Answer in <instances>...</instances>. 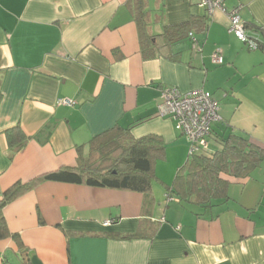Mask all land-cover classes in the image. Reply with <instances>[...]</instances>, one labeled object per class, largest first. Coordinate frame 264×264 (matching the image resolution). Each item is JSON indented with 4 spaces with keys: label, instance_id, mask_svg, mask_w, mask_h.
<instances>
[{
    "label": "crops",
    "instance_id": "obj_1",
    "mask_svg": "<svg viewBox=\"0 0 264 264\" xmlns=\"http://www.w3.org/2000/svg\"><path fill=\"white\" fill-rule=\"evenodd\" d=\"M222 2L264 31V0ZM143 3L153 37L164 25L203 17V29L189 30L200 49L189 31L170 45L160 36L141 44L136 0H0V197L39 178L2 209L18 239H0V264H264V158L230 179L226 199L185 204L167 187L189 144L157 113L163 86L201 88L221 117L211 149L229 133L264 147V45L249 49L229 30L227 12L209 15L198 0ZM245 32L264 42L259 29ZM216 51L220 64L211 61ZM113 127L165 143L145 212L137 191L41 179L77 166L90 140Z\"/></svg>",
    "mask_w": 264,
    "mask_h": 264
},
{
    "label": "trees",
    "instance_id": "obj_2",
    "mask_svg": "<svg viewBox=\"0 0 264 264\" xmlns=\"http://www.w3.org/2000/svg\"><path fill=\"white\" fill-rule=\"evenodd\" d=\"M136 2L139 5L136 14L141 32L140 43L146 44L147 40L153 37L146 32L148 11L144 8V0H136ZM205 25L203 17L191 16L185 22L164 25L162 32L153 38L160 36L164 44L170 45L169 43L183 38L190 29L201 30ZM243 28L245 31L247 29L258 31L259 29L264 36V31L257 24L243 23ZM189 32L193 33V31ZM246 36L251 37L248 34ZM188 38L191 41L192 38L189 36ZM194 39L197 40L195 35ZM256 43V48L264 45L261 39ZM212 129L211 125L207 138L208 147L196 152H188L187 160L178 169L171 184L167 187L168 195L175 196L185 204L204 208L211 206L217 199H226L230 179L246 177L264 158V147L247 137L233 133H229L219 140L218 148L211 149L209 138L212 136ZM16 133H19L17 137L21 136V131H16ZM17 137L12 134L9 137V143L16 141ZM164 149L165 143L158 135L147 134L135 138L130 134L129 129L113 127L90 140L89 151L87 155H79L77 166L49 172L41 179L137 191L144 196L143 210L145 212L151 202L153 164L158 157L162 156ZM37 181L39 178L24 184L16 182L2 192L0 197V239L7 237L18 239L16 234L8 230L2 209L9 201L34 186ZM145 224L139 226L138 234L144 233ZM24 257H26V253H24Z\"/></svg>",
    "mask_w": 264,
    "mask_h": 264
},
{
    "label": "built area",
    "instance_id": "obj_3",
    "mask_svg": "<svg viewBox=\"0 0 264 264\" xmlns=\"http://www.w3.org/2000/svg\"><path fill=\"white\" fill-rule=\"evenodd\" d=\"M210 15L215 9L227 12L229 30L240 38L248 48L255 49L256 40L246 36L243 23L235 8L228 9L223 6L222 0H198ZM191 39L192 49H200L199 42L194 39L192 32L188 33ZM211 61L215 64L223 62L218 51L211 55ZM161 103L158 107V115L167 116L174 122V127L182 133L189 143V152H196L208 147L207 138L213 123L220 121L219 106L213 96L201 89L182 92L174 86H163L160 91ZM58 103L73 105L75 102L69 99H59ZM108 222V221H107Z\"/></svg>",
    "mask_w": 264,
    "mask_h": 264
},
{
    "label": "rangeland",
    "instance_id": "obj_4",
    "mask_svg": "<svg viewBox=\"0 0 264 264\" xmlns=\"http://www.w3.org/2000/svg\"><path fill=\"white\" fill-rule=\"evenodd\" d=\"M165 86H168V85H165ZM219 106V105H218ZM166 116V115H165ZM169 118V117H168ZM185 138V136H183ZM189 144V143H188ZM152 181H155L154 179Z\"/></svg>",
    "mask_w": 264,
    "mask_h": 264
}]
</instances>
